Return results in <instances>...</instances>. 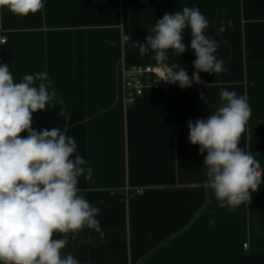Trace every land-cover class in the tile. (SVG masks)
I'll return each instance as SVG.
<instances>
[{
    "label": "crops",
    "instance_id": "crops-1",
    "mask_svg": "<svg viewBox=\"0 0 264 264\" xmlns=\"http://www.w3.org/2000/svg\"><path fill=\"white\" fill-rule=\"evenodd\" d=\"M184 7L208 19L205 35L218 42L228 71L201 72L202 84L148 90L127 105L122 66L161 65L151 50L141 56L123 44L122 34L145 43L157 20ZM2 36L0 64L14 82L46 72L56 92L55 107L33 113V127L67 129L92 170L90 180L79 178V195L99 209L100 231L69 234L62 254L80 264H264V182L250 204L220 208L203 167L207 153L188 140V121L215 112L222 89L246 95L251 117L239 147L264 176V0H44L26 17L0 9ZM190 40L186 28L183 42ZM195 59L190 47L176 57L169 50L168 64L189 77Z\"/></svg>",
    "mask_w": 264,
    "mask_h": 264
},
{
    "label": "clouds",
    "instance_id": "clouds-1",
    "mask_svg": "<svg viewBox=\"0 0 264 264\" xmlns=\"http://www.w3.org/2000/svg\"><path fill=\"white\" fill-rule=\"evenodd\" d=\"M43 7L44 0H0V9L18 17ZM224 23L219 33L226 30ZM208 27V19L197 7H184L157 20L145 43H130V34H122L121 39L138 48L141 56L151 50L163 67L160 81L185 89L204 83L201 72L228 71L215 55L218 42L205 35ZM186 28L191 33L188 46L183 42ZM188 47L196 56L191 77L178 63L168 64L169 50L176 57ZM45 81L48 74L39 72L14 82L9 65L0 64V264H80L73 255L62 254L69 234L75 239L85 227L100 231L99 209L79 195V178L90 180L92 170L84 166L86 160L78 153L75 138L67 135V129L37 131L33 127V113L55 107L56 92H50ZM219 96L221 106L215 112L206 119L188 121V140L199 146L200 154L207 153L203 167L218 206L234 211L251 203L264 176L255 156L239 147L251 117L247 96L226 89ZM65 114L61 108L59 115ZM24 132L27 136L22 137ZM57 233L65 235L54 238Z\"/></svg>",
    "mask_w": 264,
    "mask_h": 264
},
{
    "label": "built area",
    "instance_id": "built-area-1",
    "mask_svg": "<svg viewBox=\"0 0 264 264\" xmlns=\"http://www.w3.org/2000/svg\"><path fill=\"white\" fill-rule=\"evenodd\" d=\"M6 43L7 38L5 36L0 37V47ZM162 72V66H122L121 77L124 103L127 105L134 104L139 99V97L148 90L162 89L167 91L169 88L179 86L178 84H170L160 81ZM134 194L140 195L141 191L136 190L134 191ZM131 195L132 194L130 190L124 194L126 199H128ZM244 247L247 248V246Z\"/></svg>",
    "mask_w": 264,
    "mask_h": 264
}]
</instances>
